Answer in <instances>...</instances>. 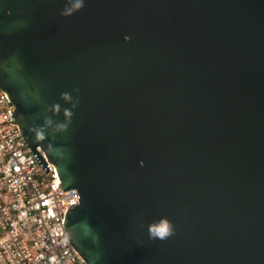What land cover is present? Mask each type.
<instances>
[{
    "label": "water",
    "instance_id": "95a60500",
    "mask_svg": "<svg viewBox=\"0 0 264 264\" xmlns=\"http://www.w3.org/2000/svg\"><path fill=\"white\" fill-rule=\"evenodd\" d=\"M73 2L0 0V87L78 191L71 244L89 264H264V0Z\"/></svg>",
    "mask_w": 264,
    "mask_h": 264
},
{
    "label": "built area",
    "instance_id": "2783aa9c",
    "mask_svg": "<svg viewBox=\"0 0 264 264\" xmlns=\"http://www.w3.org/2000/svg\"><path fill=\"white\" fill-rule=\"evenodd\" d=\"M15 108L0 87V264H89L71 244L64 224L79 194L59 189L51 162L46 160L48 173L37 162L13 123Z\"/></svg>",
    "mask_w": 264,
    "mask_h": 264
},
{
    "label": "clouds",
    "instance_id": "9594fccd",
    "mask_svg": "<svg viewBox=\"0 0 264 264\" xmlns=\"http://www.w3.org/2000/svg\"><path fill=\"white\" fill-rule=\"evenodd\" d=\"M83 6V2L82 0H74V2L71 4V7L68 8L63 15H69L72 13L73 7H75L77 10L81 9ZM12 101V100H11ZM16 107V106H15ZM18 124V123H17ZM19 125V124H18ZM20 127V126H19ZM24 135V134H23ZM25 138V137H24ZM30 146V145H29ZM38 149L40 148L43 151V156L46 160H48L49 162H51L45 151L41 148V146L37 147ZM52 163V162H51ZM54 165V163H52ZM55 166V165H54ZM55 168L57 169V167L55 166ZM77 190V189H76ZM78 192V191H77ZM80 203V198H79V202L76 204L78 205ZM161 224H163V227H160L158 225H150L149 226V234L152 238H158V239H166L168 238L170 235H172L173 233V226L167 221V220H162L160 222ZM75 248V247H74ZM76 249V248H75Z\"/></svg>",
    "mask_w": 264,
    "mask_h": 264
}]
</instances>
